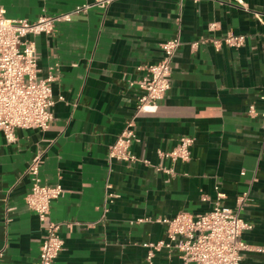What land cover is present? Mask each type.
Here are the masks:
<instances>
[{"label": "crops", "instance_id": "0c3cea01", "mask_svg": "<svg viewBox=\"0 0 264 264\" xmlns=\"http://www.w3.org/2000/svg\"><path fill=\"white\" fill-rule=\"evenodd\" d=\"M92 1L0 6L7 18L32 21ZM178 30L170 89L155 112L136 114L140 67L156 63L160 44ZM227 33L244 44L191 47ZM34 40L39 76L56 68L53 120L45 132L17 129L10 143L0 132V264L37 262L42 232L25 196L38 154L42 182L64 191L50 204L64 242L54 264H148L142 243L167 242L157 220L210 210L216 186L230 208L246 194L240 216L252 228L241 239L252 249L240 264H264V0H114ZM131 118L140 161L109 162L108 147ZM181 136L194 140L190 160L161 159L158 151ZM153 264H181L180 254L163 245Z\"/></svg>", "mask_w": 264, "mask_h": 264}, {"label": "built area", "instance_id": "2783aa9c", "mask_svg": "<svg viewBox=\"0 0 264 264\" xmlns=\"http://www.w3.org/2000/svg\"><path fill=\"white\" fill-rule=\"evenodd\" d=\"M113 1L94 0L77 5L68 12L41 15L32 21L7 18L5 10L0 6V132L7 143L15 140L17 129L45 132L53 120L54 98L51 85L57 78L56 68H49L44 77L39 76L35 37L51 35L57 24L70 22L73 16L86 13L94 7L106 9ZM214 28V23L209 24V30ZM206 42L217 49L221 44L239 48L244 44V36L227 33L221 39L201 37L191 47L196 48ZM179 44L178 30L172 38L160 44L161 57L156 63L140 67L144 74L136 82L140 89L136 114L155 112L159 101L170 89L172 62ZM58 99L63 98L59 96ZM134 125V119L128 120L108 147L109 162L135 164L140 161L131 150L136 137ZM193 143L192 137L181 136L170 151H158V156L171 162H187L191 157ZM40 158L41 154L35 156L27 168L31 186L25 196V203L37 216L42 232L36 264H54L63 250L64 242L59 235V224L49 218L50 204L62 197L64 191L60 184L49 185L42 182L38 174ZM142 162L148 163L145 160ZM156 169L172 173L160 166ZM214 189L216 198L210 210L196 215L179 212L172 217L157 220L166 225L167 242L142 243L146 248L148 264H153L155 252L163 245L179 252L181 264H240L243 253L252 249L241 239L243 232L252 228V224L240 216L246 194L238 196L235 207L230 208L223 205L224 194L219 188L216 186Z\"/></svg>", "mask_w": 264, "mask_h": 264}]
</instances>
